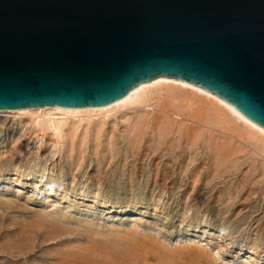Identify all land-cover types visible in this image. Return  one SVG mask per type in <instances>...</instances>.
I'll list each match as a JSON object with an SVG mask.
<instances>
[{
	"label": "rangeland",
	"instance_id": "obj_1",
	"mask_svg": "<svg viewBox=\"0 0 264 264\" xmlns=\"http://www.w3.org/2000/svg\"><path fill=\"white\" fill-rule=\"evenodd\" d=\"M119 115L6 135L0 264H264V154L212 124L148 130L137 155L130 128L98 145L91 130Z\"/></svg>",
	"mask_w": 264,
	"mask_h": 264
},
{
	"label": "water",
	"instance_id": "obj_2",
	"mask_svg": "<svg viewBox=\"0 0 264 264\" xmlns=\"http://www.w3.org/2000/svg\"><path fill=\"white\" fill-rule=\"evenodd\" d=\"M157 77L264 132V0H0V111L105 107Z\"/></svg>",
	"mask_w": 264,
	"mask_h": 264
},
{
	"label": "bare ground",
	"instance_id": "obj_3",
	"mask_svg": "<svg viewBox=\"0 0 264 264\" xmlns=\"http://www.w3.org/2000/svg\"><path fill=\"white\" fill-rule=\"evenodd\" d=\"M117 114L125 118L121 122L125 125L121 126L118 121L116 127L108 124L110 127L103 128L104 120L113 119ZM90 118H101L99 121L102 120L103 123L102 127L97 125L91 130L92 138L98 145L108 141L117 145L118 133L124 134L130 128L133 144L139 145L136 147L135 155L138 154L142 142L143 148L150 143L148 130L159 131L163 134V138L169 135L170 131L181 132L183 138L190 139L200 126L204 127L208 124L236 134L246 142L252 143L264 154V132L244 119L230 105L186 82L163 77L139 84L127 94L124 100L105 107L81 109L41 107L0 111V146L6 140V135L8 139L22 130L23 120L29 124L33 123L36 127L39 126L43 133H48L51 137H58L70 126L72 120L83 121ZM3 133L4 136H2ZM168 146L172 149V138ZM175 154L179 156L178 153ZM167 162L170 163V160Z\"/></svg>",
	"mask_w": 264,
	"mask_h": 264
}]
</instances>
